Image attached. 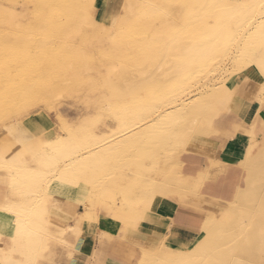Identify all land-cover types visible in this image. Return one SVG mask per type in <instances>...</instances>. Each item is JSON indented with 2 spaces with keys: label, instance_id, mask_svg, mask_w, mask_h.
Returning a JSON list of instances; mask_svg holds the SVG:
<instances>
[{
  "label": "rangeland",
  "instance_id": "1",
  "mask_svg": "<svg viewBox=\"0 0 264 264\" xmlns=\"http://www.w3.org/2000/svg\"><path fill=\"white\" fill-rule=\"evenodd\" d=\"M92 1L93 11L88 19L94 20V23L82 25L80 29L79 26L70 29L64 27L60 33L61 37L57 39V42L66 47L71 54L66 57L62 56V58L57 52V46L47 45L48 53L57 57L55 61L57 65L55 64L51 69L54 75L62 72L61 66L66 62L79 65V68L72 69V64L69 66V63H66V66L71 68L70 79H77V81L73 85L63 87L65 88L61 94L63 97L58 95L56 99L53 94H50V90L45 88L47 84L44 81V76L38 75L40 77L37 84L33 83L25 89L22 83H17L13 87L9 99L6 102L0 100V181L4 182L8 188L7 194L0 197V212H6L14 219V225L11 227L13 235L10 238L13 243L12 245L11 243L0 245V249L7 254H13L27 264L32 260L33 250L37 247V243L31 240L32 237L36 238V236L43 235V248H47L51 236H48L49 221L46 218L57 205L69 204L71 209L76 210V213L88 210L91 214L90 217L77 213L78 224H82L85 220L92 222L97 219L99 213L103 212L122 220L126 227L131 221L134 223L140 219L154 200L164 196L182 195L183 190H185L187 182L184 180L183 174L180 175L178 172L183 162L181 161L183 151L196 131H205L209 128L210 124L206 122L207 115H204V119L196 117L197 120L189 123L191 129L186 131L184 125L179 124V120L176 119L173 125L176 126L177 132L180 131V135L176 137L161 140L153 133L151 136L145 135L130 148L123 145L125 142L122 146L118 144L131 138L139 130L151 126L163 118L167 112L176 109L175 104L169 105L167 101L161 107L156 105L154 108L145 102L142 104L132 102L137 98L132 99L130 96L136 95L133 90H130L132 85L127 84L125 92L121 90L123 82L128 83L133 81L134 77L138 78L137 71L145 68V62H157L155 57L157 47L163 45L164 42V39L161 40V35L165 33L173 42L169 44L170 53L177 52L178 44L183 45L180 47L181 52L178 50L179 53L182 54L186 63L193 62L196 65L194 71L188 68L185 73L183 72V84H185L176 96V105L180 107V103L183 101L190 102L203 95L201 92L208 91L210 93L211 89L223 86L232 92V97L227 105L225 103L222 111V113L227 112L230 110L229 105L233 100L238 72L253 65L258 69L260 68L264 73V64L260 63L262 60L260 58H264V37H262L259 46L263 48V52H258L255 49L257 47L252 44L255 27L261 20L258 15L260 12H264V0L240 1L239 4L241 5L235 6L236 8L234 5H229L231 0H183V7L180 10L172 3V0ZM153 1L163 7L159 6L160 10L152 15L154 10H151L150 6L155 5ZM45 8L49 11L59 10L61 16L65 17L73 7L71 3H62L60 0H0V34H4L7 30L6 33L13 32L16 36L11 39L0 38V56L4 54L6 48L13 47L15 54L22 57V61H18V58L15 57L7 59L3 65L5 67L0 69V83L3 82L4 76L11 71L13 75L19 76L22 65L31 68L41 67L43 58L33 52L30 45L36 44L35 42L42 38L39 22L43 19ZM116 11L117 17L114 16ZM246 12H249L250 15ZM51 25L48 27H52ZM89 28L90 31L94 30L98 34L105 31L100 34L103 39L84 33ZM221 28L222 30H220ZM72 29H76L78 34L76 30L74 32ZM119 30L121 31L119 32ZM71 31L72 34H70ZM244 31H247L244 42L246 41L248 49H251L247 57L241 50L239 51L236 45V40ZM149 35L155 39H151ZM159 37L160 39L157 40ZM145 39L147 41H143ZM153 39L154 41L151 42ZM114 40L118 41L116 48L113 47L112 41ZM212 40L216 44L214 43L215 45L212 47V51L215 52L212 53L211 51V55L206 54V52L209 53L208 51H197L199 46L207 48V44ZM219 42L221 43L219 44ZM85 46L87 53H83ZM200 52V58L192 59L193 56H199ZM91 55L92 58H89ZM76 56L84 57L79 59ZM79 61L81 62L77 63ZM83 67L88 70L83 69ZM159 68L158 71H161L162 68ZM146 76V74L143 75L142 84L151 87L149 88L151 91L149 89L142 90L141 97H139L145 101L152 97L154 99L159 94L158 86L154 85V81L158 79L156 77L159 75ZM91 80L94 82L92 83ZM209 85L211 86L209 87ZM177 86L180 88L179 85ZM123 93V97L127 99L121 98ZM221 99L218 97V100ZM148 107L150 109L144 110ZM141 114L143 115L141 116ZM204 122L206 123L204 124ZM179 139L181 140L179 141ZM64 140H69L72 147L71 153H73L71 155L73 162H70L71 166L68 167L58 165L59 163L60 165L63 164L64 160H68V157L66 159L60 158L61 152L58 150L60 142ZM29 143L31 146H25ZM10 146H14L17 150L10 153ZM171 147L174 148L173 151L169 150ZM19 149L21 150L19 151ZM4 155L7 158H4ZM242 167L246 170V180L251 174L253 181L251 185L241 190L239 198L231 203L232 205L223 201L217 202L218 208L212 211L211 215L221 211L223 207L221 205L225 203L231 208L237 205L239 208L234 213L236 216L223 214L213 226L214 230L219 227L223 229L224 224L228 221L231 226H226L225 229L232 228L230 233L232 235L235 231L237 233L238 227L235 222L238 220V215H241L240 212L243 213V211L252 213L245 217L251 222L264 221V206L258 207L261 203L244 201L246 190L253 184H257L258 176L254 171L259 167L257 169ZM72 174L74 175L72 176ZM111 181L113 182L110 183ZM160 184H165L167 188L164 189ZM129 186L131 187L129 188ZM121 187L123 188L121 189ZM99 191L101 196H96ZM84 192H90V194L84 196ZM212 229L204 231L195 242L188 246L172 243L167 244V246L183 250V255L186 256L194 254L197 242L203 240L202 245L205 247L208 245L207 248L209 249L211 246V253L214 254H217L218 248L220 250L231 248L233 245L230 240L231 235L227 238L230 241H222L218 238L215 241L205 240ZM161 244L162 241L152 249L147 250L138 264L142 262V264H188L187 262L165 263L164 261L160 263L163 259L158 255ZM253 245L257 250L254 249ZM26 248L31 252L29 256L25 253ZM234 255L236 252L229 258L236 259L239 257L242 260L248 258L247 260L251 261L252 264H264V244L258 239H253L248 248L238 250L237 255Z\"/></svg>",
  "mask_w": 264,
  "mask_h": 264
},
{
  "label": "crops",
  "instance_id": "2",
  "mask_svg": "<svg viewBox=\"0 0 264 264\" xmlns=\"http://www.w3.org/2000/svg\"><path fill=\"white\" fill-rule=\"evenodd\" d=\"M236 78L230 110L214 117L207 131H196L187 142L178 170L187 182L182 195L154 200L140 219L126 227L103 212L92 222L78 224L77 213L90 217L88 210L76 213L69 204L57 205L46 218L51 240L44 249L43 235L31 238L37 247L28 264H138L147 250L163 240L188 246L209 231L215 214L217 220L224 214L222 207L211 215L217 202L234 203L241 190L251 185L252 175L246 180L242 166L254 167L264 156V73L250 65ZM258 184L264 187L263 181ZM7 192L0 181V197ZM13 225L12 216L0 212V245H12ZM0 264L27 263L0 249Z\"/></svg>",
  "mask_w": 264,
  "mask_h": 264
},
{
  "label": "bare ground",
  "instance_id": "3",
  "mask_svg": "<svg viewBox=\"0 0 264 264\" xmlns=\"http://www.w3.org/2000/svg\"><path fill=\"white\" fill-rule=\"evenodd\" d=\"M62 3H71L72 5V9H71V13L69 12V14H67V16L65 17H62L59 10L58 11H49L45 10V13H44V16H43V19H41V21L39 22V27H41V34H42V38L39 40V41H36L35 43L36 44H33V45H30L31 49L33 52H36L37 54L41 55L42 58H43V61H42V65L40 68H31L30 66H26V65H22L20 70H19V76H15L12 74V71L9 72L6 76H4V79H3V82L0 83V100L3 101V102H6L7 99H9L10 95H11V92L13 90V87L16 86L17 83H22V85L25 87V89L27 88V86H31L33 83L34 84H37L38 83V79L40 76L38 75H41L44 76V81L45 83L47 84L46 85V89L50 90V94H53L56 98V96H62V91L65 89L63 87H65V85H73L75 84V82L77 81V79H70V72H71V68L66 66V63H69V66H71L72 64V69H76V68H79V65H75L73 62H66L65 64H63L61 67H62V72L60 74H53L51 72V69L53 66H55V64L57 65V62L56 61V56H53V55H50L48 53V46L47 45H52V46H57V52L60 54L59 56H63V57H66L68 56L69 54H71L70 51H68V49L64 46H62L60 43H58L57 39L58 37H61L60 36V33L62 32V29H64V27H69L72 28V27H76V26H79V29L82 28V25L85 26V24L87 25H91L92 23H94V20H89L88 17L89 15L91 14V12L93 11V7H92V0H60ZM126 1V0H125ZM138 1V0H137ZM201 1V0H200ZM241 2H244V0H231L229 5L232 6L234 5V7L238 6V5H241L239 4ZM22 2V1H21ZM97 2V1H96ZM102 2V1H101ZM124 2V1H123ZM132 2V1H131ZM140 2V1H139ZM152 2V1H151ZM180 2V3H179ZM178 0H172V3L178 8V10H180L182 7H183V0L182 1H179ZM219 2V1H218ZM256 2V1H255ZM47 3V2H46ZM129 3V2H128ZM134 3H136L134 1ZM144 3V2H142ZM154 3V1H153ZM162 3V2H161ZM163 3H165V1H163ZM177 3H179L178 5H176ZM199 3V2H198ZM20 4V3H19ZM60 4V3H59ZM94 4V3H93ZM130 4V3H129ZM138 4V2L136 3ZM135 4V5H136ZM155 5L154 6H150L151 10H154L152 12V15L154 14V12L160 10V7L161 5H157L158 3H154ZM167 4V3H166ZM132 5V3H131ZM146 5H149V4H146ZM151 5H153L151 3ZM199 5V4H198ZM253 5V4H252ZM141 6V5H139ZM143 6V5H142ZM200 6V5H199ZM263 6V5H262ZM96 7V6H95ZM130 7V6H129ZM163 7V6H161ZM235 7V8H236ZM239 7V6H238ZM14 8H16V6H14ZM131 8V7H130ZM129 8V9H130ZM144 8V7H143ZM142 8V9H143ZM167 8V7H166ZM187 8V7H186ZM196 8V7H195ZM244 8V7H243ZM11 9V7H10ZM138 9V8H137ZM256 9V8H254ZM261 9V8H260ZM149 10V9H147ZM150 10V11H151ZM165 10V9H163ZM175 10V9H174ZM172 10V11H174ZM232 10V9H231ZM243 11V9H241ZM251 10V9H250ZM257 10V9H256ZM16 11V10H15ZM132 11V10H131ZM170 11V10H168ZM177 11V9H176ZM230 11V10H229ZM1 12V11H0ZM124 12V11H123ZM136 12V11H135ZM166 12V11H165ZM171 12V11H170ZM180 12V11H178ZM17 13V12H16ZM141 13V12H140ZM144 13V11H143ZM147 13V12H146ZM150 13V12H149ZM167 13V12H166ZM246 13H249V12H246ZM245 13V14H246ZM264 13V12H263ZM262 12H260V14L258 15L259 18H261V20L258 22L257 26L255 27V31H254V34H253V39L252 40V44L255 45L257 48H255L258 52L262 51L263 52V48L259 47L260 44H261V39L262 35H264V16L261 17V15L263 14ZM93 14V13H92ZM120 14V13H119ZM127 14V13H125ZM145 14V13H144ZM163 14V12H162ZM179 14V13H178ZM191 14V13H190ZM13 15V14H12ZM118 13L117 11L114 13V16L117 17ZM137 15V14H136ZM142 15V14H141ZM140 15V17H141ZM148 15V13H147ZM188 15V14H187ZM239 15V14H238ZM248 15V14H247ZM250 15V13H249ZM248 15V17H249ZM167 16V14H166ZM176 16V15H175ZM237 16V15H236ZM5 17V16H4ZM8 17V16H7ZM15 17V15H14ZM13 17V18H14ZM98 17V16H97ZM127 18H129L128 16H126ZM134 17V16H132ZM165 17V16H164ZM240 17V16H239ZM16 18V17H15ZM18 18V17H17ZM131 18V17H130ZM163 18V17H162ZM167 18V17H166ZM179 18V17H178ZM202 18V17H201ZM234 18H235V15H234ZM5 19V18H4ZM8 19V18H7ZM122 19V18H121ZM238 19V17H237ZM256 19V18H255ZM2 20V18H1ZM6 20V19H5ZM126 20V18H125ZM165 20V19H164ZM163 20V21H164ZM236 20V19H235ZM253 20V19H252ZM114 21V20H113ZM180 21V19H179ZM231 21V20H230ZM229 21V22H230ZM2 22V21H1ZM5 22V21H4ZM118 22V21H117ZM237 22V21H236ZM9 23V22H7ZM123 23V22H122ZM166 23V21H165ZM172 23V22H171ZM255 23V22H254ZM253 23V24H254ZM14 24V23H13ZM30 24V23H29ZM52 24V25H51ZM109 24V23H108ZM170 24V23H169ZM48 25H51L52 27H48ZM105 25V24H104ZM107 25V23H106ZM161 25V24H160ZM233 25V24H232ZM255 25V24H254ZM5 26V25H4ZM9 26V25H8ZM12 26V25H10ZM162 26V25H161ZM222 26V25H221ZM22 27V26H21ZM33 27V26H32ZM92 27V26H91ZM102 27V26H101ZM234 28V26H232ZM247 27V26H246ZM253 27V26H252ZM10 28V27H9ZM14 28V27H13ZM18 28V27H17ZM167 28V27H166ZM248 28V27H247ZM103 29V28H102ZM109 29V28H108ZM162 29V28H161ZM250 29V28H249ZM6 30V29H5ZM4 30V31H5ZM14 30V29H13ZM68 30V29H67ZM73 30V29H72ZM76 29H74L73 31L75 32ZM98 30V29H97ZM110 30V29H109ZM114 30V29H113ZM222 30V28L220 29ZM246 30V29H245ZM7 31V30H6ZM4 34H0V38H3V39H11L13 37H16L15 34L13 32H7ZM40 31V30H39ZM80 31V30H79ZM101 31V30H100ZM121 30H119L120 32ZM123 31V30H122ZM77 32V30H76ZM105 32V31H103ZM101 32V33H103ZM246 32L247 31H244L242 32L240 35H239V38L236 40V45H237V48H239V51L241 50V52L244 53V55L247 57L248 54H250V48L248 49V43H246V41L244 42V38H245V35H246ZM65 33V31H64ZM84 33H88L89 35H93L95 36L96 38L98 39H103L102 36H100V34L94 32L93 31H90V28L89 30H86ZM114 33V32H113ZM156 33V32H155ZM72 34V31L71 33ZM78 34V32H77ZM86 34H85V38H86ZM111 34V33H110ZM181 34V33H180ZM113 35V34H111ZM261 35V36H260ZM110 36V35H109ZM150 36V35H149ZM161 40L164 39V42H163V45H161L160 47H157V54L155 55V57L157 58V62H145V68L143 69H140L137 71V74H138V78L136 79L134 77L133 81H130L128 83L126 82H123L122 86H121V90L122 92H125V89H126V86L128 85H132L133 87L130 89V90H133L134 93L136 95H130L131 98H136L134 99V101L132 102H136L137 104H142V103H148V105H150L151 107H155L156 105H160V107L162 106V104L164 102H168V104H172L176 107V109L174 111H170V112H167L166 115H163V118H160L157 122H155L154 124H152L151 126L143 129V130H139L138 132H136L131 138H128V139H125L123 140L122 142L118 143V144H122L125 142L127 144H123V145H126L127 148H130V147H133L139 139H142L143 137H145V135H148L151 136L153 133H155L157 135V137L161 140H165L167 138H170V137H176L178 135H180V131L177 132L176 130V126L173 125L174 124V121L176 119L179 120V124H183L184 127H185V131L186 130H190L191 127L189 126V123L190 122H193L196 119V117H201V118H205L204 115H207V124H210L212 119L215 117V116H219V114L222 113L223 111V107L226 103V105L228 104V101L230 100V98L232 97V92L230 90H227L225 87L221 86L220 88H215V89H211V92L209 90L210 93H208V91H205V92H201V95L200 97L198 98H195L193 99L192 101L190 102H187V101H183L182 103H180L181 107L176 105V96H177V92L180 90V89H183V80H184V77H183V72L185 73V71L188 69V68H191L193 71L195 69V64H193V62H190V63H186L185 62V59H183L182 57V54L179 53L180 51V47H182L180 44V42H178V47L177 49V52L175 53H170V42H171V39L170 37H168L165 33L163 35H161ZM70 37V36H69ZM151 37V36H150ZM111 38V36H110ZM149 38V37H148ZM147 38V39H148ZM154 38L153 36L151 37V39ZM178 38V37H177ZM182 38V37H181ZM89 39V37H88ZM113 39V38H112ZM147 39L143 40V41H147ZM155 39V38H154ZM151 40V42L154 41ZM159 38H157V40H159ZM243 39V40H242ZM21 40V39H20ZM224 40V39H223ZM90 41V40H89ZM103 41V40H102ZM150 41V39H149ZM219 41V40H218ZM118 41L114 40L112 41L113 43V47L116 48L117 47V43ZM210 43L207 44V48L206 47H202V46H197V51H201V52H206L208 51L209 53L206 52V54H210V52L212 51V47L213 45H215V41L212 40V41H209ZM96 43V41H95ZM145 43V42H144ZM173 43V42H171ZM215 43V44H214ZM221 42H219L220 44ZM243 43V45H242ZM152 44V43H151ZM175 44V42H174ZM173 44V45H174ZM217 44V45H219ZM92 45V43H91ZM149 45V44H148ZM176 45V44H175ZM70 46V45H69ZM87 46V45H86ZM85 46V51L83 50V53L86 52V47ZM250 46V45H249ZM128 47V46H127ZM176 47V46H175ZM236 47V46H235ZM71 48V47H70ZM81 48V47H80ZM84 48V46H83ZM81 48V49H83ZM174 48V47H173ZM219 48V47H218ZM90 49V48H89ZM221 49V48H220ZM76 50V49H75ZM214 50V49H213ZM238 50V49H237ZM81 51V50H80ZM89 51V50H88ZM245 51V52H244ZM78 52V51H77ZM181 52V51H180ZM184 52V51H183ZM188 52V51H187ZM190 52V51H189ZM201 52H200V55L199 56H193V58H200L201 56ZM215 52V51H212V53ZM4 54H2L0 56V69L4 68L5 66V62L7 61L8 58H12V57H15V58H18L17 60L18 61H22V57L21 55H17L15 54V49L13 47H10V48H6L5 51L3 52ZM20 53V52H19ZM79 53V52H78ZM81 53V52H80ZM87 53V52H86ZM196 53V52H195ZM231 53V51H230ZM184 54V53H183ZM186 54V53H185ZM184 54V55H185ZM259 54V53H258ZM17 55V56H16ZM77 55V53H76ZM80 55V54H78ZM191 55V54H190ZM197 55V54H195ZM211 55V54H210ZM85 56V55H84ZM84 56H80V58L83 59ZM206 56V55H204ZM209 56V55H208ZM236 56V54H235ZM62 57V58H63ZM78 57V56H76ZM98 57V56H96ZM203 57V56H202ZM220 57V56H219ZM259 57V56H258ZM257 57V58H258ZM60 58V57H59ZM79 58V57H78ZM79 58V59H80ZM88 58V57H87ZM89 58H92V55L89 56ZM205 58V57H204ZM203 58V59H204ZM85 59V58H84ZM191 59V58H190ZM206 59V58H205ZM232 59V58H231ZM262 60H260V63L261 64H264V58H260ZM77 60V59H76ZM239 60V59H238ZM60 61V59H59ZM78 61V60H77ZM83 61V60H82ZM192 61V60H191ZM197 61V60H196ZM199 61V60H198ZM253 61V60H252ZM81 61L77 62V63H80ZM64 63V62H62ZM252 64V63H251ZM87 66V65H86ZM101 66V65H100ZM99 66V67H100ZM263 66V65H262ZM91 67V66H90ZM120 67V66H119ZM118 67V68H119ZM159 67L162 68L161 71H158V69H160ZM260 67V66H259ZM86 67H83V69H85ZM138 68V67H137ZM142 68V67H141ZM100 69V68H99ZM260 69V68H259ZM263 69V68H262ZM79 70V69H77ZM85 70H88V69H85ZM84 70V71H85ZM190 70V69H189ZM199 71H202L199 69ZM84 73V72H83ZM70 74V75H69ZM81 74V73H80ZM145 74L148 76V75H159L157 76L155 81H154V85H157L158 86V90H159V94L153 99L152 98H149L147 99L146 101L144 99H140L139 97H141V92L142 90H145V89H149L151 87L149 86H145L144 84H142V81L144 78L143 75L145 76ZM135 75V74H134ZM133 75V76H134ZM140 76V77H139ZM146 76V77H147ZM196 76V75H195ZM69 77V78H68ZM74 77V76H73ZM84 77V76H83ZM189 78V77H188ZM193 78V77H192ZM195 78V77H194ZM178 79V81H177ZM84 80V79H83ZM88 80V79H86ZM85 80V81H86ZM90 80V79H89ZM37 81V82H36ZM92 81V80H91ZM89 81V82H91ZM191 81V80H190ZM88 82V81H87ZM94 81H92L93 83ZM214 82V81H213ZM86 83V82H85ZM128 84V85H127ZM176 84V86H175ZM208 84V83H207ZM211 84V83H210ZM64 85V86H63ZM180 86V88H178V86ZM213 85V84H212ZM120 86V85H119ZM211 85H209L210 87ZM44 87V85H43ZM93 88V87H92ZM155 88V87H153ZM214 88V87H213ZM46 90V91H48ZM150 90V89H149ZM45 91V90H44ZM43 91V92H44ZM151 91V90H150ZM49 93V92H48ZM118 96V95H117ZM124 96V93L122 94V97L121 96H118V97H121L122 99H127L126 97H123ZM63 97V96H62ZM218 97H221L222 99L221 100H218ZM46 99V98H45ZM57 99V98H56ZM59 99V98H58ZM77 99V98H76ZM91 101V100H90ZM94 101V100H93ZM95 102V101H94ZM222 102H224L222 104ZM92 103V102H91ZM150 103V104H149ZM178 103V102H177ZM179 104V103H178ZM87 105V104H86ZM145 105V104H144ZM14 106V105H13ZM168 106V105H167ZM227 108V107H226ZM147 109H150V107L148 108H144V110H147ZM152 110V108H151ZM229 110V109H228ZM157 111V110H156ZM166 112V111H165ZM144 113V112H143ZM145 114V113H144ZM59 115V114H58ZM61 115V114H60ZM143 114H141L142 116ZM140 116V117H141ZM152 116V115H151ZM158 116V114H157ZM142 118V117H141ZM153 118H155L153 116ZM201 120V119H199ZM204 121V120H202ZM201 121V123H202ZM154 122V121H153ZM204 122V124L206 123ZM138 124V123H137ZM151 124V123H150ZM187 124V125H186ZM136 126V125H135ZM181 126V125H179ZM179 128V127H178ZM208 130V129H207ZM205 130V131H207ZM184 135V134H183ZM190 136V135H189ZM155 139V138H154ZM181 139H179L180 141ZM164 142V141H163ZM177 143V142H176ZM117 145V144H115ZM178 145V143H177ZM25 146H31V143L29 144H26ZM119 146V145H117ZM167 147V146H166ZM116 148V147H115ZM118 148V147H117ZM116 148V149H117ZM121 148V147H120ZM11 149V150H10ZM57 149V148H56ZM175 149H178V148H175ZM10 150V153H13V151L17 150L14 148V146H10L9 148ZM21 149H19L20 151ZM58 150H60L61 154H60V158H63V159H66L68 157V160H64L65 162L63 164L60 165V163L58 164L59 166H62V167H68L72 162H73V158L71 157V155H73L72 152V147H71V143H69V140H64V141H61L60 142V145L58 147ZM167 150V149H165ZM170 151H173L174 148L171 147L169 149ZM177 151V150H175ZM59 152V151H58ZM81 155V154H80ZM85 155V154H84ZM171 155V154H170ZM172 156H174L172 154ZM4 158H7L6 155H4ZM164 159V158H163ZM44 160V159H43ZM49 161V160H48ZM78 161V160H77ZM208 161V160H207ZM263 161H264V156L261 157V159L256 162L254 164V167L253 169H257L258 167L261 168V170H255V174L257 177L256 181H257V184H253L252 186H250V188L248 190H246L245 192V195H244V201H257L258 203H261L259 206H264V190L263 188L264 187H260L258 183H260V181L264 182V164H263ZM46 162V161H45ZM55 162V161H54ZM71 162V163H70ZM212 162V161H210ZM42 163V162H41ZM44 163V162H43ZM58 163V162H57ZM209 163V162H208ZM40 164V163H39ZM182 164V163H181ZM212 164V163H211ZM41 165V164H40ZM210 165V164H209ZM213 165V164H212ZM71 166V165H70ZM41 167V166H40ZM73 167V166H72ZM71 167V168H72ZM129 168V167H128ZM156 168V167H155ZM73 171V170H72ZM153 171V170H152ZM246 171V170H245ZM74 174H72L73 176ZM78 175V174H76ZM151 177V176H150ZM127 178V177H126ZM96 179V178H94ZM93 179V180H94ZM97 180V179H96ZM123 180V179H122ZM121 180V181H122ZM130 180V178H129ZM157 180V179H156ZM81 181V180H80ZM92 181V180H91ZM115 181V180H114ZM125 181V180H124ZM113 181H111L110 183H112ZM120 182V181H119ZM126 183V182H125ZM151 183V182H150ZM161 186L162 185H165V184H160ZM110 186V185H109ZM122 186H123V183H122ZM158 186V185H157ZM131 186H129L130 188ZM123 187H121L122 189ZM145 188V187H143ZM78 189V188H77ZM132 189V188H131ZM107 190V189H106ZM115 190V189H114ZM78 191V190H77ZM140 191V190H139ZM146 191V190H145ZM152 192V191H151ZM243 192V191H242ZM136 193V192H135ZM244 193V192H243ZM90 194V192H84V196H88ZM97 195H100L101 196V192L99 191ZM147 195V194H146ZM99 196V197H100ZM111 196V195H110ZM117 196V195H116ZM115 196V197H116ZM123 196V194H122ZM148 196V195H147ZM135 197V196H134ZM136 197H139L136 195ZM145 197V196H144ZM239 198V197H238ZM259 199V200H258ZM91 200V199H90ZM99 200V199H98ZM115 200V198H114ZM131 200V199H130ZM132 201V200H131ZM136 201V200H135ZM148 202V201H147ZM250 203V202H249ZM120 205H122L121 203H119ZM125 204V203H124ZM226 204V203H225ZM223 205V210H222V213L224 214H227V215H232V216H236L234 215V213H236L237 209L239 208L238 205L237 206H232L229 207V206H226V205ZM248 204V203H247ZM130 205V204H128ZM127 205V206H128ZM232 205V204H231ZM123 206V205H122ZM126 206V205H125ZM132 206V205H131ZM140 206V205H139ZM86 207V206H85ZM93 207V206H92ZM121 208V207H120ZM119 208V209H120ZM124 208V206H123ZM130 208V207H129ZM137 208V207H136ZM87 209V208H86ZM126 210V208H124ZM244 210V209H243ZM89 212V211H88ZM91 212V211H90ZM126 212V211H125ZM259 212V211H258ZM110 213V212H109ZM130 213V212H129ZM128 213V214H129ZM88 214V213H87ZM86 214V215H87ZM238 214V213H237ZM241 215H238V220L235 222L236 226L238 227L237 228V233L235 231V233L232 235L230 234L231 233V229L229 230H226L225 227L227 226H231V224H229V222L227 221L225 224H224V227L223 229L221 227L219 228H216L214 230V228L212 226H215L216 222L218 221L217 220V217L218 215H216V219L214 220L213 219V224L211 225V231H210V235L207 237V239L205 240H209V241H215L216 238L222 240V241H232L231 244L233 243V245L231 246V248H228V249H219L218 250H215L217 252V254H214V253H211V246H210V249L207 248L208 245L205 247L202 245V243L204 242L203 241H199L197 242V246L195 248V253L192 254V255H183V250H179V249H174V248H171L169 246H167L165 240L162 241V244H161V247H160V250L158 252V255L163 258L162 259V262L160 261V263H163V261L166 263H185L187 262L188 264H252L251 261L247 260V259H240L239 257L236 258V259H231L229 258L230 255H233V253L236 252V255H237V251L238 250H244L246 248H248L249 244L252 242L253 239H258L260 242H262L264 244V221H253L251 222L250 219H245L246 216H249L251 215L252 213H248L246 211H243L240 212ZM84 215V214H83ZM127 215V214H126ZM259 215V214H258ZM261 217V216H260ZM245 219V220H244ZM260 220V219H259ZM20 226V225H19ZM235 228V227H234ZM236 229V228H235ZM231 235V238L230 240L227 238H229ZM221 243V242H220ZM230 244V243H229ZM228 244V246H229ZM227 245V244H226ZM257 245V244H256ZM258 246V245H257ZM256 246V247H257ZM226 247V246H225ZM254 249L255 246L253 245ZM252 247V249H253ZM250 249V250H252ZM262 249V248H261ZM260 249V250H261ZM237 250V251H236ZM257 250V249H256ZM214 251V252H215ZM263 251V250H262ZM259 252V251H258ZM261 252V251H260ZM242 253V252H241ZM244 253V252H243ZM247 253V251H246ZM147 255V254H146ZM234 255V256H236ZM248 255V254H247ZM245 256V254H244ZM250 256V255H249ZM256 256V255H255ZM264 256V255H263ZM155 257V256H154ZM248 257V256H247ZM158 258V257H157ZM201 258V259H200ZM233 258V257H232ZM155 259V258H154ZM160 259V258H159ZM157 259V260H159ZM200 259V261H198ZM251 260V259H250ZM156 261V260H155ZM264 262V261H263ZM143 263V262H142ZM141 263V264H142ZM159 263V262H158ZM154 264V263H153Z\"/></svg>",
  "mask_w": 264,
  "mask_h": 264
}]
</instances>
